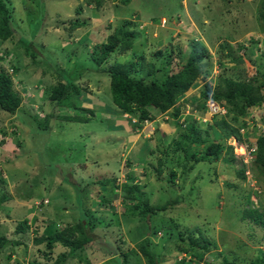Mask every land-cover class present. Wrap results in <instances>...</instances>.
I'll return each mask as SVG.
<instances>
[{
    "label": "rangeland",
    "instance_id": "rangeland-1",
    "mask_svg": "<svg viewBox=\"0 0 264 264\" xmlns=\"http://www.w3.org/2000/svg\"><path fill=\"white\" fill-rule=\"evenodd\" d=\"M7 1L13 32L6 39L0 38V67L11 77L29 114L24 117L21 110L12 114L0 110V235L12 243L2 248L0 264H121L112 251L131 248L138 251L140 262L130 254L127 264H146L135 243L150 235L147 225L159 228L165 220L175 222L183 240L174 237L176 229L169 234L170 240L161 231L151 235L153 248L164 264H172L181 256L186 264H224L223 259L232 264H249L260 256L264 250L262 227L243 217L242 212L256 209L264 214V166L251 160L243 162L237 146L253 144L259 129H264L263 110L251 106L248 112L252 117L239 119L245 123L239 132H247L241 140L235 135H230L234 139L225 137L224 143L234 150L232 160L223 151L217 159L195 162L175 149L187 131L180 120L163 121L157 116L151 123L142 122L138 127L126 119L119 123L123 119L111 101L108 77L92 71L95 64L90 56L94 44L106 42L111 34L121 35V25L126 21L132 23L129 29H133L135 38L128 52L114 59L125 66L137 62L145 66L148 62L163 64L167 58L177 59L181 41L188 44L195 37L206 43L211 52L213 46L218 48V40L211 41L210 36L264 37V32L252 31L255 24H262L255 20L261 0H129L126 5L119 0ZM188 13L196 21L192 29L185 26ZM182 27L187 31L183 36L190 30V39L181 40ZM233 49L242 51L239 47ZM217 52L210 57L216 60L214 76L218 67V76L239 72L246 76L256 67V75L264 74V66H249L246 70L243 66H225V71L220 66L221 49ZM259 57L254 55L257 60ZM167 71L164 68L153 77L160 80ZM59 82L75 84L79 88L74 94L79 96L78 106L90 108L91 112L67 107L54 109L49 92ZM201 87L200 84L195 88ZM200 102L198 96L190 99L189 104L194 109ZM53 109L54 116L48 118ZM149 112L153 116L158 111ZM58 114L89 118L73 121ZM29 115L37 117V124L48 126H38L27 119ZM187 119L195 126L196 134L205 136L208 130V137L212 138V130L206 125L210 120L192 116ZM128 133L131 136L124 139ZM133 135L138 137L139 148L130 151V144L124 141ZM144 138L147 140L141 146ZM203 146L190 142L191 149L198 153ZM240 169L244 171L243 178L237 174ZM170 171L175 172L173 180L169 179ZM126 174L139 186L148 204H162L175 198L176 203L152 215L150 221L131 216L129 207L133 200L123 199L119 188L102 190L94 184L112 177L129 181ZM50 179H55L54 183ZM83 212L90 217L88 231L95 242L86 243L73 255H68L67 247L58 242L44 246V238L34 245L36 237L68 228L78 222ZM23 218L24 230L15 231ZM46 225L49 228L44 229ZM187 236L205 246L190 247L195 256L190 259L189 253L184 255L177 250L180 244L187 248Z\"/></svg>",
    "mask_w": 264,
    "mask_h": 264
},
{
    "label": "trees",
    "instance_id": "trees-1",
    "mask_svg": "<svg viewBox=\"0 0 264 264\" xmlns=\"http://www.w3.org/2000/svg\"><path fill=\"white\" fill-rule=\"evenodd\" d=\"M85 1L88 3L90 0ZM119 2L126 5L129 0H119ZM8 4L7 0H0V38L3 39L9 37L13 32V27L9 25L11 12ZM256 15L257 19L262 22L261 30L264 32V0H261ZM121 26H124L122 32H120L121 35L117 33L114 35L111 34L108 36L106 42L94 44V49L90 56V60L95 64V66L91 67V69H93L92 71L104 74L108 77V89L111 101L118 114L126 113L130 116L136 117L138 121H142L143 119L149 120L151 119L149 109L164 111L170 108L175 104L176 100H178L179 97L183 95L190 86H192L199 74H209L210 67L208 68L205 65V61L208 59L210 60L211 55L206 47L196 40L189 41V51L185 58L179 53V49L177 59L169 58L168 60L167 58L166 60H163V64H159V62L156 64L148 62L145 66L141 62H137L135 64L129 63L125 66L124 64L115 62L114 59L117 56L128 52L127 50L130 49V46L133 44V39L135 38L133 29H129L132 27L131 22L126 21ZM247 38L255 45L253 36H248ZM159 52V50L156 51V53ZM261 53H264V51H261ZM142 66L145 67L144 71L142 70ZM231 67L232 66H230V68ZM164 68L169 70L165 77L160 80L153 77L156 72L161 71ZM223 69H225V71L227 70V68L224 67ZM256 70L258 71V67L255 69L251 68L246 76L245 73H243L244 76H241V72L234 75L225 73V75L221 74L220 76H218L220 74L218 73L217 85L215 83L212 90L209 85H204V89L200 92V97L204 98L207 93L211 92L214 99L223 100L226 106V113L222 117L212 118L211 122L206 124L207 127L212 130V138L208 137V130H206L205 136H199L196 134L195 126L187 123L184 128L187 131L185 132V135H181V138H179L180 141L176 143L177 148H175L177 151H182L184 158H190L195 162L207 158L217 159L221 152L226 151L231 160L233 159L234 154H232V147L224 143L225 137L235 135L238 140L242 139V134L247 132L244 131L242 134L239 132L240 127L245 125L244 121L242 119L239 121V119L242 117H252L249 115V108H251V106L260 107L263 110L262 112H264V106H260L261 103H264V94L262 93V87H264V74L258 76L256 75ZM78 89L79 88L72 82H59L52 86L49 92V98L54 103V109L57 107H67L69 109L77 108L84 110L87 113L91 112L92 109L90 108L80 105L78 106L77 102L79 101V96L74 95L78 92ZM22 102L23 100L21 99L20 94L13 88L11 77L5 72L3 67H0V110L9 114L21 110L23 116L29 114L28 107L23 108L21 104ZM200 107V105L195 104V108L199 109ZM54 109L49 113L48 118L54 116ZM34 115L27 116V119H30L37 124L38 119L37 117H33ZM58 115L61 118H67L68 120L73 121H84L89 118L88 116L78 117L75 114L72 116L67 115L66 117L64 115ZM172 115H175V113ZM230 122L234 124H230ZM37 125L42 126L43 128L48 126L47 124ZM190 142L203 144L202 152L198 153L197 150H192ZM144 143L145 142H143V144ZM181 145H184L183 148ZM247 148L250 150L251 148L253 149L250 151V160L258 165L264 166V130L259 131L258 134L255 135V141L253 144L248 143ZM240 159H243V155H240ZM161 168V163H159L158 170H161ZM237 174L239 177L243 178V169L237 170ZM174 177L175 172L170 171L169 179L173 180ZM117 178L118 177H116V179L115 177L99 179L94 181V184L99 185L102 190L119 188V192L123 199L133 200L134 203L129 207L131 216L141 218L142 220L148 219V221H150L152 215H158L159 212L166 209L167 205L176 203L177 201L175 198L166 200L162 204H148L146 197L144 198L142 191L139 190V186L131 182L132 178L130 175H127L129 181H125L121 177L118 178V180ZM50 180L53 183L55 181V179ZM242 216L249 217L254 223L259 224L264 233L263 213L256 209H248L242 212ZM89 218V215L85 216V212H83V215H80L78 222L69 225V227L65 229H55L52 230V232H45L44 234H41V236L36 237L33 243L35 246L39 245L43 242L42 239L44 238L43 245L50 247L52 243L58 242L62 246L67 247L68 255H73L76 251H80L83 245L90 243L93 240L88 231L90 225L88 222ZM34 219L35 218L33 217L32 220ZM24 226H26L25 218L19 221L14 229L17 232H22ZM47 226L48 225L44 226V229H46ZM147 226V229L149 228L147 232L149 231L150 235L135 243L136 247L146 261V264H164L158 259V254L153 248L151 235L155 234L157 231H161L163 235H167V239L170 240L172 238L169 234L173 233L176 229V231H174V237L181 241L183 240V237H181L182 234L175 227L176 224L174 221L169 222V220H165L164 226L155 229L150 225ZM66 232L73 236L70 237L69 235H65L64 233ZM188 238L189 236L184 237V240L189 244L187 248L181 247L180 244L177 246V250L184 255L185 253H189L188 258L190 259L191 257H195L194 252L189 250L190 247L195 245L204 248L205 246L199 245L196 241L189 240ZM93 241L95 242V240ZM8 244L12 243H10L5 236L0 235V253L2 248ZM112 252V255L119 256L121 264H127V258L130 254L139 260L138 251H135L133 248L128 251L119 250ZM62 256L63 254L61 257ZM185 262L186 259L181 256L172 264H186ZM222 262L224 264H232L225 259H223ZM86 263L88 264L89 262ZM249 264H264V250L260 256H255Z\"/></svg>",
    "mask_w": 264,
    "mask_h": 264
},
{
    "label": "clouds",
    "instance_id": "clouds-1",
    "mask_svg": "<svg viewBox=\"0 0 264 264\" xmlns=\"http://www.w3.org/2000/svg\"><path fill=\"white\" fill-rule=\"evenodd\" d=\"M243 38H244V40H243ZM246 40H247V37H242L237 42L240 49H243V48L245 49V48H248V47L253 46V48L259 54L261 53V51H264V50H261V49L259 50V48L256 47V44L254 45L251 41H248V43H246L245 42ZM219 68L220 67H218V72H217V68H216L217 74L219 73V70H220ZM212 73H213V66L211 67L209 74H207V75H204L202 73L199 74L197 76V78L195 79V81L198 78H200V81H196L197 84L194 85V86H193V84H194L193 83L192 86H190L188 88V90L183 95L180 96L181 98H179L178 100H176V102H175L174 105H172L170 108H168V109H166L164 111H158L153 116L151 115V119H149V120L148 119H143L142 121H138L136 117L130 116V115L126 114V113H122L121 115H123L124 119H126L130 123L134 124L133 125L134 127H138L139 125H142V122L145 123V122L148 121L147 124L148 123H151L149 121L153 120L157 116H159L160 119L163 120V121H168V120L178 121V120H180L179 123L181 124L182 127H185L188 122L190 123V121H187L188 120L187 118L189 116H192L193 119L195 117L196 118L203 117L204 119L210 120V122H211V119L212 118L222 117L226 113L225 103L223 102V100H216V99H214L212 97V95H211V92L207 93L204 96V98H201V102H200V106L201 107L199 109L198 108H194L193 109V107L190 106V104H189L190 103V99H193L194 97H197L198 98V96H200V92L204 89V85L205 84L206 85H209L211 87V90L214 88V85H215L214 82L216 81L215 79H216V75L217 74L214 76ZM207 78H209V80H206ZM210 79H211V81H210ZM200 84L203 85V87L198 88V89L195 88V87L199 86ZM195 90H198V91H197V93L194 94L193 92H195ZM208 99L211 100V101H213L215 104L222 106L224 108V110H225L224 113H222V114H209V112L206 110V100H208ZM173 113H175V115H172ZM197 113H200L201 115H199ZM147 124H146V126H147ZM140 128H142V127H140ZM263 130L264 129H262V130L259 129V131H263ZM229 138L230 139H234L233 136H230ZM246 146H247V144H246ZM235 148H236V146H235ZM232 151H234V150L232 149Z\"/></svg>",
    "mask_w": 264,
    "mask_h": 264
},
{
    "label": "crops",
    "instance_id": "crops-1",
    "mask_svg": "<svg viewBox=\"0 0 264 264\" xmlns=\"http://www.w3.org/2000/svg\"><path fill=\"white\" fill-rule=\"evenodd\" d=\"M226 1H230V0H226ZM195 10V9H194ZM187 16V22H188V25H185V26H188V29H192L193 28V24H195V18H193L192 15H190L189 13L186 15ZM192 16V17H191ZM193 18V19H192ZM255 20L258 22V19H257V16L255 18ZM195 21V22H194ZM203 22L204 19H202ZM258 32V33H262L263 31L261 30V25L259 26L258 24H255V26L252 27V31H255ZM183 31V32H182ZM190 32V30H189ZM188 32V35L186 36H183L185 33L187 34V31H185V28L183 30V27H182V30H181V40H185L187 38H191L192 35ZM183 34V35H182ZM244 34V33H243ZM243 34H240V35H243ZM179 36V35H178ZM263 37V36H261ZM216 38V39H214ZM264 38V37H263ZM209 39L211 41H217L218 42V48L221 49V54H222V58L223 60L221 61V65L220 66H243L245 67L244 69H248L249 66H264V63L262 62L264 60V53H261L259 54L254 48L253 46L251 47H248V48H243L242 51H234V47H239V45L237 44V42L241 39L240 36H235V37H226V39H220L218 36L215 37H209ZM214 39V40H213ZM190 40H196V41H202L200 39H198V37H195V38H191ZM158 41V40H157ZM153 44H155V41L152 42ZM202 44H204V46L206 47V49L208 50L209 54L214 56L216 53L219 54V52H217L218 48L216 49L215 46H213V49H212V52L211 50H209L208 48V45H206V43H203L201 42ZM216 44V43H215ZM186 45H188L187 43H183L182 44V41H181V55H185V57L187 56V53L189 51V49L185 50V47ZM248 52V53H247ZM236 53V54H235ZM255 54H258L260 57V59H256L254 58V55ZM211 55V56H212ZM205 65L206 66H214V63H216V60L215 58L213 57V59L210 58V60H206L205 61ZM198 90H195V92H193L194 94L197 92ZM123 120L119 121L120 124H123L125 121H124V118H123V115H119ZM145 128V127H144ZM143 129V127H142ZM141 129V130H142ZM137 130V129H136ZM130 133L126 134L127 136L124 138H128ZM162 135V133H161ZM149 137V136H147ZM147 140V138H144V141L145 142ZM124 142H127L128 144H130V151L131 149L132 150H137V148H139V140H138V137L136 135H133V137L128 141V139ZM143 142L141 144V146L143 145ZM28 206V204H27ZM31 206V204H30ZM33 219V217H31Z\"/></svg>",
    "mask_w": 264,
    "mask_h": 264
},
{
    "label": "built area",
    "instance_id": "built-area-1",
    "mask_svg": "<svg viewBox=\"0 0 264 264\" xmlns=\"http://www.w3.org/2000/svg\"><path fill=\"white\" fill-rule=\"evenodd\" d=\"M254 42L256 44V47L259 48V50H264V38L261 36L258 37H253ZM249 39L247 38V40L245 41L246 43H248ZM206 110L209 112V114H222L224 113V108L220 105L215 104L213 101L211 100H206ZM239 150H241V155H243V162H246L245 160H250L251 156H250V151L253 150L251 148L248 149L246 144L242 143L240 145L237 146ZM122 178V177H121ZM118 180V178H117Z\"/></svg>",
    "mask_w": 264,
    "mask_h": 264
}]
</instances>
